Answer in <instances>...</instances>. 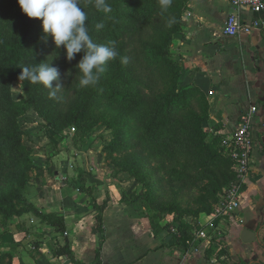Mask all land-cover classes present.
<instances>
[{
	"label": "rangeland",
	"instance_id": "1",
	"mask_svg": "<svg viewBox=\"0 0 264 264\" xmlns=\"http://www.w3.org/2000/svg\"><path fill=\"white\" fill-rule=\"evenodd\" d=\"M79 2L88 17H99L95 0ZM137 2L139 9H125L129 17L120 20L117 35L111 30V16L99 22L87 19L86 26L94 42L115 41L118 53L122 28H140L139 49L150 73L149 88L138 89L117 77L124 69L119 55L107 62L96 85L82 86L77 64L83 51L75 54L77 62L69 61L64 46L57 49L42 25L26 47L23 66L49 63L59 70V80L52 83L63 87L55 98L50 89L35 84L51 114L61 110L66 115L80 104L87 106L85 113L58 134L23 104L19 111L8 110L5 103L20 102L26 93L16 77L0 80V134L7 135L0 138V202L35 204L44 194L58 196L64 188L75 190L82 184L92 193L100 190L103 198H115L152 233L171 226H191L196 233L206 228V215H213L223 201L228 168L220 164L215 175L207 169L214 162H208L209 152L202 153L206 148L200 137L217 148L224 132L212 117L206 88L185 77L181 49L188 39L191 0H171L166 8L160 0ZM98 23L103 28L97 30ZM22 28L23 11L16 0H0L1 37L15 42ZM1 56L8 53L0 49V71L6 67ZM124 76L130 75L126 71ZM164 103L170 108L169 125L157 138L151 125L163 116L157 108ZM144 104L150 109L140 121ZM35 217L30 212L5 220L0 214V264L25 262L30 252L26 243L37 245L50 236L49 224ZM83 222L90 224L89 214Z\"/></svg>",
	"mask_w": 264,
	"mask_h": 264
},
{
	"label": "crops",
	"instance_id": "2",
	"mask_svg": "<svg viewBox=\"0 0 264 264\" xmlns=\"http://www.w3.org/2000/svg\"><path fill=\"white\" fill-rule=\"evenodd\" d=\"M189 7L188 39L181 49L185 77L206 88L212 117L224 135L235 130L241 114L258 107L252 125V172L236 216L220 219V240L197 239L195 247L180 243L166 230L152 233L115 198H103L99 190L93 193L96 202L109 200L103 211L105 240L101 244L91 197L77 188H64L58 196L44 194L34 205L46 214L64 216L71 255H56L65 235L49 224L52 233L43 243H26L30 252L21 264H93L100 245L101 264H264V11L236 7L231 0H191ZM232 13L245 23L257 24L254 31L226 35L225 23ZM88 214L90 224L85 225ZM211 219L206 215V223ZM244 230L252 232V241L243 240Z\"/></svg>",
	"mask_w": 264,
	"mask_h": 264
},
{
	"label": "trees",
	"instance_id": "3",
	"mask_svg": "<svg viewBox=\"0 0 264 264\" xmlns=\"http://www.w3.org/2000/svg\"><path fill=\"white\" fill-rule=\"evenodd\" d=\"M110 6L109 12H104L102 9L100 11V15L97 18H91L87 16V19L99 22L103 20L107 16H111V30L114 35L116 31L121 29L120 20L122 18L129 17V14L125 11L127 8L139 9L140 6L137 0H113L108 4ZM16 7H19V4L16 0ZM21 9V8H20ZM42 25L41 19L38 18H30L26 13L23 12V28L19 38L15 42L5 41L0 35V49H3L8 53V56H1V58L6 63V67L4 70L0 71V80L14 76L19 79L20 73L22 72L23 60L26 58L27 50L26 47L30 43L31 39L34 37L35 33L38 31L39 27ZM123 30V40L119 45V59L120 65L124 67V69L119 70L118 78L121 81L132 83L134 87L140 89V87L149 88V78L150 73L147 71V67L145 65L143 56L139 49V38L140 28L136 26H124ZM90 36L93 37V31L89 32ZM78 56H75L72 59L74 62L78 61ZM121 57H127V63L121 62ZM129 73V77L125 78L124 72ZM79 76L82 74L78 71ZM22 81L24 91L26 93L25 99L17 103H5L7 105L8 110L16 111L20 110V105L23 104V108L25 110L31 109L36 112V114L46 121L48 128L52 131L61 134L62 129L66 126L76 124L78 122V117L85 113L86 105L80 104L77 108L72 107L66 115L71 114L70 116L64 115L61 110L56 112L55 114H51L49 109L43 103L42 93L40 91V87L35 84L29 83L27 80L19 79ZM139 91V90H138ZM135 92V94L138 93ZM142 113L140 115L139 120L147 117L149 113L148 106L144 104L140 107ZM258 109V107H257ZM156 111V110H155ZM157 112H162L163 116L159 119V121L153 122L151 127H153L156 132L155 135L157 138L162 137L168 128V116L170 112V108L168 104H163L159 108H157ZM155 120V119H153ZM7 135L0 134V138H5ZM221 136L218 140L217 148L215 147V143L213 142H205L204 136L200 137L202 144L206 148V152H209L211 155L208 159V162H214V164L207 167L209 169V173L215 175V167L220 166V164L224 163L226 165L227 172H224V177L226 178L227 183L229 184L234 179V170L233 163L229 156H227L224 152V149L221 146ZM222 164V165H224ZM224 165V166H225ZM82 192H86L91 197V203L97 210V215L95 219V225L97 230L101 234V244L105 240V229L103 227V211L108 205V199H106L102 204H98L96 202V198L93 196V193L90 192V189L79 184L76 186ZM33 213L36 217H38L41 221L46 222L52 225L58 232L64 234L65 244L59 246L56 250V255L62 256L65 254L71 255V249L69 247V241L66 237V224L63 215L57 214L55 212L44 213L37 206H35L32 202L21 201V204L18 206L14 202L10 203H2L0 202V214L5 220L12 218L13 216H21L25 213ZM181 236L178 238V241L182 244L193 243L195 247L198 245L196 243L197 233L195 232L193 227H189L188 229L181 228ZM215 239H212L214 241ZM101 245L96 250V261L93 264H101ZM72 260L76 262L75 258L72 256Z\"/></svg>",
	"mask_w": 264,
	"mask_h": 264
},
{
	"label": "clouds",
	"instance_id": "4",
	"mask_svg": "<svg viewBox=\"0 0 264 264\" xmlns=\"http://www.w3.org/2000/svg\"><path fill=\"white\" fill-rule=\"evenodd\" d=\"M21 10L30 18L42 21V29L46 35H51L57 49L61 45L66 50V58L71 61L76 53L83 51L77 68L82 74L79 83L82 86L96 85L106 70L107 62L119 55L115 41L96 43L86 26L87 14L79 0H17ZM162 7L170 5L171 0H160ZM98 10L109 12L110 6L106 0H95ZM102 23L96 24V29L103 28ZM122 63H127V57H121ZM59 70L49 63H38L35 66H23L19 79L29 83H40L50 89V97L55 98L58 90L63 87L59 83L53 87V81L59 80Z\"/></svg>",
	"mask_w": 264,
	"mask_h": 264
},
{
	"label": "built area",
	"instance_id": "5",
	"mask_svg": "<svg viewBox=\"0 0 264 264\" xmlns=\"http://www.w3.org/2000/svg\"><path fill=\"white\" fill-rule=\"evenodd\" d=\"M231 1L234 6L245 8L252 12L264 11V0ZM187 15L190 16V12ZM256 25L245 23L237 14L232 13L226 20L224 33L230 36L239 35L241 32L252 33ZM256 115L257 106H253L241 114L235 130L223 135L221 139V146L233 163L234 179L225 188L221 205L213 215H210L212 219L208 222L206 228L197 233L196 239H205L208 242H211L212 239L220 240L222 232L218 227V222L225 216L235 217L237 211L241 208L243 191L252 172L255 147L252 125ZM167 232L176 239L181 236V231L177 226H171Z\"/></svg>",
	"mask_w": 264,
	"mask_h": 264
},
{
	"label": "water",
	"instance_id": "6",
	"mask_svg": "<svg viewBox=\"0 0 264 264\" xmlns=\"http://www.w3.org/2000/svg\"><path fill=\"white\" fill-rule=\"evenodd\" d=\"M250 233L252 234V232H250L249 230H244L243 235H242V238L244 241L249 242V241H252L254 239V236L249 237Z\"/></svg>",
	"mask_w": 264,
	"mask_h": 264
}]
</instances>
